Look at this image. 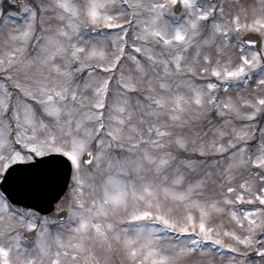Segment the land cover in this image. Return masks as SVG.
<instances>
[{
  "label": "snow or ice",
  "instance_id": "obj_1",
  "mask_svg": "<svg viewBox=\"0 0 264 264\" xmlns=\"http://www.w3.org/2000/svg\"><path fill=\"white\" fill-rule=\"evenodd\" d=\"M0 264H264V0H0Z\"/></svg>",
  "mask_w": 264,
  "mask_h": 264
}]
</instances>
